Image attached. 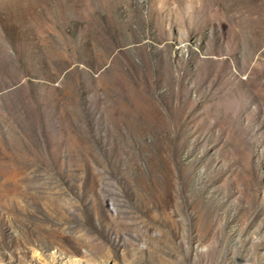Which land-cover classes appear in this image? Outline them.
<instances>
[{"label": "rangeland", "instance_id": "obj_1", "mask_svg": "<svg viewBox=\"0 0 264 264\" xmlns=\"http://www.w3.org/2000/svg\"><path fill=\"white\" fill-rule=\"evenodd\" d=\"M0 264H264V0H0Z\"/></svg>", "mask_w": 264, "mask_h": 264}]
</instances>
